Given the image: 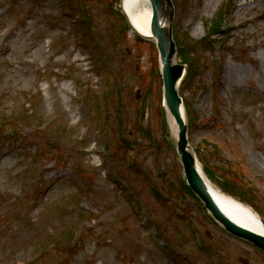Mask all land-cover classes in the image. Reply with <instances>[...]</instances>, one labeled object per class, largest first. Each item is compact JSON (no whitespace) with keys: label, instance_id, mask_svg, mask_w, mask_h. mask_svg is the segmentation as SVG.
<instances>
[{"label":"rangeland","instance_id":"1","mask_svg":"<svg viewBox=\"0 0 264 264\" xmlns=\"http://www.w3.org/2000/svg\"><path fill=\"white\" fill-rule=\"evenodd\" d=\"M82 1L83 38L64 0H0V264H264L186 185L156 45ZM174 3L191 150L264 220V0Z\"/></svg>","mask_w":264,"mask_h":264},{"label":"water","instance_id":"2","mask_svg":"<svg viewBox=\"0 0 264 264\" xmlns=\"http://www.w3.org/2000/svg\"><path fill=\"white\" fill-rule=\"evenodd\" d=\"M150 2L153 8L151 30L160 55L164 98L169 112L178 124L177 148L187 183L203 201L214 219L229 233L253 243L264 251V237L237 225L221 210L211 192L209 181L198 169L197 159L188 146L187 126L182 117V100L179 97L177 88L183 79L186 67L174 62L176 45L171 31L174 7L171 0H150Z\"/></svg>","mask_w":264,"mask_h":264},{"label":"bare ground","instance_id":"3","mask_svg":"<svg viewBox=\"0 0 264 264\" xmlns=\"http://www.w3.org/2000/svg\"><path fill=\"white\" fill-rule=\"evenodd\" d=\"M120 7L134 31L143 36L151 37L153 9L150 0H122ZM242 73V70L230 69L228 77H236V75L241 76ZM178 87L179 84L177 88ZM183 119L187 122L184 106ZM168 124L172 137L176 140L179 134L178 124L170 114H168ZM197 164L199 171L205 175L204 169L201 167L198 160ZM209 185L216 203L232 221L244 229L264 237V223L261 216H259L257 212L239 202L235 198L223 193L210 182Z\"/></svg>","mask_w":264,"mask_h":264},{"label":"trees","instance_id":"4","mask_svg":"<svg viewBox=\"0 0 264 264\" xmlns=\"http://www.w3.org/2000/svg\"><path fill=\"white\" fill-rule=\"evenodd\" d=\"M74 1V3H75V5H77V8H79V6H82V4L80 3V0H73ZM89 21H90V19H88ZM89 21H85L84 22V25H85V29H87V30H90L89 29V27H90V22ZM140 41V40H139ZM99 52V50H97V53ZM237 171V170H236ZM237 173L240 175L241 173L239 172V171H237ZM235 174V173H234ZM235 176H236V174H235ZM234 176V177H235ZM231 184H233V183H230V181L229 182H225L224 183V185H223V188L224 189H226V191H231L230 189H231V187H233ZM239 184V183H238ZM235 185V184H234ZM236 186V185H235ZM235 194H238V195H243V193L240 191V190H235Z\"/></svg>","mask_w":264,"mask_h":264}]
</instances>
